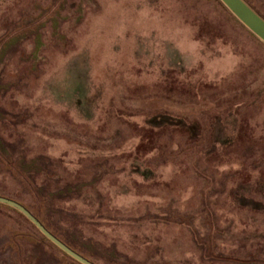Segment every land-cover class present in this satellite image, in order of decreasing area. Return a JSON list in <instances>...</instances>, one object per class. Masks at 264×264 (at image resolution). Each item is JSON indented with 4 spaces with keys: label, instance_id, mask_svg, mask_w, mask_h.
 <instances>
[{
    "label": "rangeland",
    "instance_id": "rangeland-1",
    "mask_svg": "<svg viewBox=\"0 0 264 264\" xmlns=\"http://www.w3.org/2000/svg\"><path fill=\"white\" fill-rule=\"evenodd\" d=\"M227 12L0 0V42L37 23L0 55V142L38 159L66 239L133 264H264V43ZM0 193L30 199L3 166ZM0 264L76 263L0 203Z\"/></svg>",
    "mask_w": 264,
    "mask_h": 264
},
{
    "label": "trees",
    "instance_id": "trees-1",
    "mask_svg": "<svg viewBox=\"0 0 264 264\" xmlns=\"http://www.w3.org/2000/svg\"><path fill=\"white\" fill-rule=\"evenodd\" d=\"M218 1V0H216ZM246 2V1H245ZM248 4V2H246ZM250 7H252L255 11L258 12L259 15L262 16V14H260V12L254 8L251 4H248ZM57 13L56 11H52V14ZM229 13V12H227ZM234 18V17H233ZM262 18L264 19V17L262 16ZM234 20L236 22H238L239 24H241L236 18H234ZM36 25V26H35ZM243 25V24H241ZM23 29L20 30L19 33H16L14 36H5L3 38V41L0 42V55L4 53V51L6 50V48L9 46L10 43H12L14 40H20V38L22 37L21 35L23 34L24 31H31L33 30L34 32H36L37 30V23L34 21V27L32 26L27 28L26 26H22ZM36 27V28H35ZM36 37L38 39V41L35 43V50H37L38 48V44H39V39H40V35L39 33H36ZM4 145L0 142V166L5 167L6 169L10 170L11 173H13V175L16 177V179L18 180V184L20 186V188L26 191V193L29 195L28 200H23L20 199L18 196L13 195V194H4V193H0L1 196H5V197H10L12 198V200L19 202L20 204L24 205L27 209L30 210V212L47 228V230H49L52 234H54V236H56L57 238H59L61 241L64 242V244H66L67 246H69L70 248H72L73 250L79 252V254H81V256L87 258L88 260L96 263V264H133V262L127 261V260H119V258L117 259L116 256H113L112 258H110L109 255L107 254H98V251L96 249H98L97 246H95L94 244L89 243V246H87L85 244V242L81 241V239H78V241H76V239H74V236L69 235L68 233H65L66 235H69L70 239H66V237H64V233L62 234L60 231H58L55 228H52L48 223H47V211L46 209H44L43 207H45L46 201L48 200V197H50L52 194H49L48 192L43 194L42 192V187L39 186L37 184L38 182V177L34 176V173H36V171L34 170H38L37 169V161L38 159L36 158H31V157H27L25 155H23V153L19 152L17 154H12L10 153L7 149H5L3 147ZM34 169V170H32ZM48 169V168H47ZM39 174V173H38ZM65 190H69V186H64ZM64 190V192H65ZM67 193V192H65ZM8 208H12L11 206L5 205ZM42 208L44 209V211H42ZM12 210H15L14 208H12ZM17 211V210H15ZM21 216H23V218L36 230L41 234L42 239L46 240L47 243L51 244L53 247H55L57 250L60 251V253L63 254L64 257L68 258L69 260H71L72 262L76 263V264H81L80 262L76 261L75 259L71 258L70 256L66 255L63 250H61L60 248H58L56 245H54L52 242H50L48 239H46L45 236H43V234L29 221V219L26 218L25 215H23L21 212L17 211ZM45 213V215H44ZM49 220V218H48ZM72 236V237H71ZM99 250V249H98ZM109 256V257H108Z\"/></svg>",
    "mask_w": 264,
    "mask_h": 264
},
{
    "label": "water",
    "instance_id": "water-1",
    "mask_svg": "<svg viewBox=\"0 0 264 264\" xmlns=\"http://www.w3.org/2000/svg\"><path fill=\"white\" fill-rule=\"evenodd\" d=\"M240 23L261 42L264 43V19L245 0H219ZM0 203L11 206L21 212L27 219L46 237L50 242L56 245L63 252L80 262L81 264H96L87 258L81 256L79 252L73 250L59 238L54 236L47 228L27 209L24 205L12 200L10 197L0 195Z\"/></svg>",
    "mask_w": 264,
    "mask_h": 264
}]
</instances>
